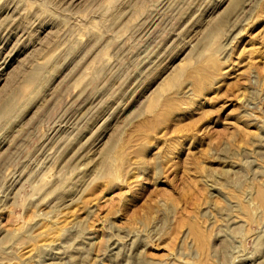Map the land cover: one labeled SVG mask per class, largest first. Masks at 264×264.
<instances>
[{
    "label": "rangeland",
    "instance_id": "obj_1",
    "mask_svg": "<svg viewBox=\"0 0 264 264\" xmlns=\"http://www.w3.org/2000/svg\"><path fill=\"white\" fill-rule=\"evenodd\" d=\"M0 103V264H264V0H0Z\"/></svg>",
    "mask_w": 264,
    "mask_h": 264
},
{
    "label": "bare ground",
    "instance_id": "obj_2",
    "mask_svg": "<svg viewBox=\"0 0 264 264\" xmlns=\"http://www.w3.org/2000/svg\"><path fill=\"white\" fill-rule=\"evenodd\" d=\"M1 105H0V109H1V107H2V109H4L5 108V106H7V105H4L5 103H0ZM152 105H153V101H151V103L148 105V108H151L152 107ZM3 106H4V108H3ZM1 109V110H2ZM164 113V112H163ZM160 115V114H159Z\"/></svg>",
    "mask_w": 264,
    "mask_h": 264
}]
</instances>
